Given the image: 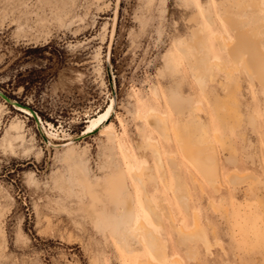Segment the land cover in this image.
<instances>
[{
	"label": "rangeland",
	"instance_id": "rangeland-1",
	"mask_svg": "<svg viewBox=\"0 0 264 264\" xmlns=\"http://www.w3.org/2000/svg\"><path fill=\"white\" fill-rule=\"evenodd\" d=\"M115 1L0 0V92L45 126L0 97V264L145 258L109 224L123 209L113 186L133 216L149 220L143 196L130 190L132 172L143 167L166 241V259L156 264H264V84L219 46L221 36L234 40L222 11L238 0H120L114 22ZM260 12L243 8L239 29L264 33ZM196 58L235 69L228 76L212 66L202 90ZM111 104L103 127L114 136L99 129L76 142ZM150 113L165 117L170 140ZM174 128L215 157L216 191L185 158Z\"/></svg>",
	"mask_w": 264,
	"mask_h": 264
},
{
	"label": "bare ground",
	"instance_id": "bare-ground-1",
	"mask_svg": "<svg viewBox=\"0 0 264 264\" xmlns=\"http://www.w3.org/2000/svg\"><path fill=\"white\" fill-rule=\"evenodd\" d=\"M246 6L251 7L254 11H258V12L261 11L260 13L264 15V6L260 2V0H244L242 2L241 0H238V3L231 4L227 8L229 10H226L224 8L222 11V20L225 25H228L234 31V38H233L234 40L230 41V40H227L224 36L223 37L221 36L222 39L218 38L221 40V43H219L220 44L219 46L221 50H226L228 52V54L230 55L234 63L240 62V65L242 66L244 73H246L251 79L256 77L258 78L257 81L259 80L262 84H264V53L261 49V44L256 42L259 39V37H261L260 35L264 33H261L260 31L262 30L260 29H259L260 33L258 32L257 29H252L247 32L241 31L240 30L241 28L239 29L240 25L243 23L238 22L240 17L237 14L240 13V11ZM200 14L207 23H209L210 25L215 24V18H213L210 14H206L202 10L200 11ZM260 20H261V23H262V20L264 22V17L263 19H260ZM251 26H254V25L252 24ZM248 27L250 26L248 25ZM201 33H202V30H199L197 33H194V34H196V36H199ZM215 35L217 39V37L219 36H217V34ZM197 43H198V40H195L194 46L196 49L198 48ZM212 66L222 69L223 71L227 73L228 76H230L233 70L235 69L234 64L233 66L229 65L230 67L223 68V65L220 67V64L218 63V61H211V60L209 61V60L196 58L195 65L193 66V69L196 71L195 80L202 90H204V87H205L206 75L210 77ZM179 100L181 101V99ZM14 108H16L18 111L24 113L27 116H31L30 112L24 108H20L17 106H15ZM111 112H112V104L104 112H101L96 117L91 118L87 122V127L83 131L82 136L94 134L97 130L100 129V134L102 133L101 135L107 138L113 137L114 133L112 129L109 127H103L105 123H108L110 121ZM147 118H155L157 121L156 122L157 125L154 127V129L156 128V130L159 131L165 139L170 138L168 123L165 117L157 113H150L147 115ZM39 122L41 124L42 129H45V126L41 122V120L37 121L36 119L37 126H39ZM181 128H182V125L180 126V129ZM184 132H180L176 128L175 131L173 132L175 141L180 145L185 158L189 160L192 163V165H194L201 172V174L205 178V181H207V183H209V185L215 190L214 183L216 182L217 169H218L217 162L214 159L215 157L213 158L210 155L211 153L203 154V152L206 153V151L197 146V144L191 138L192 135L191 136L189 134L187 135L188 131L186 132V135H184ZM191 132L193 133V131ZM148 145L149 147L153 148L152 150H154V154H155L154 156L156 157V160L160 165L161 154L158 148L154 144L148 143ZM72 147L73 145L67 146L65 150L71 152ZM145 169L146 168L143 167L140 170H134L132 172V175H131L132 182H130L131 183L130 190L135 195L138 194L137 192H140L141 195L143 196V199L145 201V206L143 204V207L149 215V220L145 218H141L139 216L136 217L135 215L133 216V214H131V212L129 211L130 204L128 203V199L123 198L120 188H118L117 186H113L110 190L111 191L110 194L113 197L114 201H116L117 204H120L123 208L122 210H120L118 215L110 218L109 224L111 226V231L113 233L121 234L125 240L129 238L128 236H130L131 238L130 240L142 246L144 250L145 258L136 259L135 261H133L132 264H156L159 262L162 263V261H165L166 253H167L166 252V241H164L157 233V228L160 227L161 220L159 216L157 215L153 207L154 205H152L151 199L147 192L148 181L145 180L144 175H143V172H145ZM147 178L148 180L150 179L149 182H152V184L155 182L153 178H149V176L146 177V179ZM131 196L133 200L134 199L133 194ZM171 217H169L170 227H172V225L174 224V220L172 219L173 217L172 218ZM196 220L198 219H195V221ZM131 222H133L134 225H131ZM198 228H199L198 225L195 224V230H198ZM175 230L181 237L180 242H185L186 241L185 231L180 227L176 228ZM189 233L190 232H188L187 235H191ZM203 241L206 243L205 239H203ZM125 253L127 255L131 254V252H126V251Z\"/></svg>",
	"mask_w": 264,
	"mask_h": 264
},
{
	"label": "water",
	"instance_id": "water-1",
	"mask_svg": "<svg viewBox=\"0 0 264 264\" xmlns=\"http://www.w3.org/2000/svg\"><path fill=\"white\" fill-rule=\"evenodd\" d=\"M119 1L120 0H116L115 1V9H114V16H113V21L116 22V19H117V8H118V4H119ZM110 50H111V47L108 46L107 48V54H106V66L108 67L109 66V63H110ZM0 97L6 101L9 105H11L13 108L15 106L17 107H20V108H24L26 109L27 111L30 112L31 114V117L35 120V124H36V114L28 107H25V106H22L20 104H18L17 102L13 101V100H10L9 98H7L5 95H3L1 92H0ZM113 100V109H114V98L112 99ZM15 105V106H14ZM87 136H84V137H79L76 142L86 138Z\"/></svg>",
	"mask_w": 264,
	"mask_h": 264
}]
</instances>
